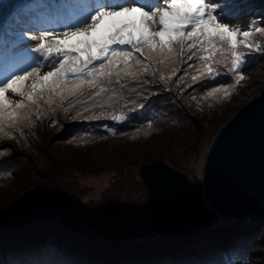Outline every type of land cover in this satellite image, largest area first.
Returning <instances> with one entry per match:
<instances>
[{"label": "rangeland", "instance_id": "rangeland-1", "mask_svg": "<svg viewBox=\"0 0 264 264\" xmlns=\"http://www.w3.org/2000/svg\"><path fill=\"white\" fill-rule=\"evenodd\" d=\"M238 3L240 9L232 20L233 24L247 29L254 21L257 26H264V0H238ZM26 7L24 5L22 11ZM253 40L256 44H264V34L254 33ZM176 59L177 63L171 66L175 72L168 82L170 91L165 90L168 84L163 89L164 93L173 95L174 118L163 126V131L155 135H133L93 145L74 144L66 136L75 123L62 116L61 123L54 121L49 126L44 123H40L41 126L30 124L31 137L36 134L40 136L37 148L43 151L42 154L26 147L27 141L16 142L19 146L11 144L12 150L6 147L10 154L17 147L27 144L14 157H8L12 159L14 171L4 161H0V170L12 179L0 184V239H3L0 243V264H9L10 258L22 253H33V242L37 241L49 243L48 248L36 251L33 258L38 260L50 258L43 254L49 249L55 250L54 244L57 243H61V250L71 248L79 254L87 249V253H101L107 258L117 254L129 256L140 249L146 251L161 247H168L179 254L185 253L184 249H187L205 258L211 252L217 253V256L225 251V255L239 253L235 252L233 244L219 250L232 235H236L234 241L244 236L251 238L241 243L248 245L246 250H250L249 245H253L247 258V264L250 263L262 226L257 225L259 228L254 232L244 228L252 225L210 231L178 243L159 239L152 230V214L138 171L144 165L165 162L187 174L193 182L202 184L205 161L215 136L244 104L262 94L264 54L253 52L248 57L249 62L243 69L245 81L234 84L227 98L224 94H218V98L197 95L192 87L187 86L190 80L184 78L182 72L177 74L183 68L180 57ZM47 70L50 69L42 71ZM224 74L229 76L228 72ZM157 103L160 108L157 120H166L171 113L168 99L162 97ZM45 154L55 157L46 162ZM60 154L66 157L62 163L63 171L57 174L63 191L56 187L52 190L53 196L39 202L40 196L37 193L31 195L33 188H27V184L33 179L34 171L46 174L45 170H49L46 163L52 167L51 161L61 157ZM30 160L33 163H29ZM61 193L67 197V202L60 201ZM36 198L39 203H30ZM72 214L77 217L76 221L70 217ZM16 223L15 228L6 230L9 224ZM32 227L35 232L27 237V231ZM252 236L256 239H252ZM11 247L21 250H7ZM22 248L25 252H22Z\"/></svg>", "mask_w": 264, "mask_h": 264}, {"label": "snow or ice", "instance_id": "snow-or-ice-1", "mask_svg": "<svg viewBox=\"0 0 264 264\" xmlns=\"http://www.w3.org/2000/svg\"><path fill=\"white\" fill-rule=\"evenodd\" d=\"M239 9L238 0H46L27 6L22 15L13 17L15 23L6 37H0V139H15L13 130L30 123L32 109H39L42 101L55 106L53 112L72 111V119L109 118L92 109L104 108L101 101L105 97L110 108L128 107L129 98L111 87L114 82L121 84L130 78L143 83L141 77L149 74L153 62L172 66L185 49L187 61L202 62L201 74L191 76L189 88L202 78L219 77L221 68H214L213 62L231 73L239 85L246 79L243 69L248 57L253 52L264 54V44L253 40L254 33L264 34V26L254 21L247 29L233 24ZM45 68L50 70L42 71ZM234 84H210L207 96L224 94L227 98ZM131 103L130 111L143 117L145 105L135 106V98ZM110 118L131 121L123 114ZM147 127L151 129L152 123ZM109 131L117 135L115 128ZM9 151L0 149V156ZM145 171L149 173L144 176L146 181L163 179L152 175L151 169ZM35 255L22 253L10 258L9 264H68L55 259L54 249L43 254L50 258L38 260ZM186 264L215 261L208 256Z\"/></svg>", "mask_w": 264, "mask_h": 264}, {"label": "water", "instance_id": "water-1", "mask_svg": "<svg viewBox=\"0 0 264 264\" xmlns=\"http://www.w3.org/2000/svg\"><path fill=\"white\" fill-rule=\"evenodd\" d=\"M146 169L163 179L146 181ZM138 175L157 237L187 240L229 223L262 226L250 264H264V89L215 136L202 184L165 162L144 165Z\"/></svg>", "mask_w": 264, "mask_h": 264}, {"label": "trees", "instance_id": "trees-1", "mask_svg": "<svg viewBox=\"0 0 264 264\" xmlns=\"http://www.w3.org/2000/svg\"><path fill=\"white\" fill-rule=\"evenodd\" d=\"M186 51L187 50L185 49V52H182L178 55L181 60V67L183 69L179 71L177 74H180L182 72V76L184 78L191 80L192 75L200 76L201 73L200 71H198V69L200 68L202 62L201 60L196 59V58H194L191 61H187ZM202 54L204 53H197V55H202ZM191 64H196L197 67H189ZM213 67L221 68L219 77L216 80H212V81L202 78L201 83L193 84L192 88L194 89L197 95L207 96V87L210 84L218 86L221 83H228L229 81H232L234 84L232 74L229 72H228L229 76L224 74L225 72H227V70L224 69L223 66H218L213 62ZM173 74H174L173 67L169 66L165 62H161V63L153 62L149 67V74L141 77V80L143 81V83H140L139 81H133L129 78L128 80L121 81V84H127V87L121 88V84H117L114 82L111 85V87L116 89L117 93H122L123 95L129 98L128 107L126 108L123 106V104H118L114 108H110L107 106L108 101H107V97H105L101 101V103L105 105L104 108L94 107L92 109L93 112L97 114L103 113L104 117H109V118H101L98 120L72 119L71 118L73 115L72 111H69L66 114L63 109H57L55 112H53L52 107H55V106L50 107L49 105H47L45 102L42 101L39 109H36V108L32 109L31 122L27 123V125L25 124L20 129L13 130L12 134L16 137L15 139H0V149L10 148L12 150L11 144H17V146H19L18 143H16L19 141H24V142L27 141L28 145L25 143L27 146L22 145L20 147H17L18 148L17 150L10 152V154L7 153L6 157L0 156V161H4L6 166H9L14 171L15 166L11 162L12 159H9V158L14 157L19 151H21V147L26 146L32 149V150L31 149L29 150L34 151L35 153H38L39 155L42 154L43 151H40L39 148H37V141H39L40 136L36 134L35 137L33 136L31 137V132L29 131V129L31 128L30 124L37 125L40 123H44L47 126H49L51 122H54V121H56V123H59V122L61 123L62 116H65L67 119L73 120V122L75 123L66 136L69 142H72L74 144L93 145V144H98V143L105 142V141L108 142V141L120 140V139L130 137L133 135H140V136L155 135L163 131L165 129L163 126L167 123H171L172 119L174 118L173 104H172L173 95L171 93L163 92V89L166 87L167 84L168 86L166 87L165 90L170 91L169 81L173 77ZM165 79H167L169 83L166 84ZM133 89L134 91H132ZM162 97H164L165 99H168L169 106L171 108V113H169V116L166 120L161 121V118L157 120L156 117H157L158 111L160 110L159 106L157 105L158 104L157 101L161 100ZM133 98H135L136 100L135 106L138 107L140 103H143L145 105V111H144L143 117L138 116L136 112L130 111V108L134 106L131 103V100ZM68 103H69L68 101L65 102L66 107L68 106ZM89 106L91 107V104H89ZM77 107H79V105H77ZM112 114H115L116 116H119L121 114L130 116L131 121L130 122H114L110 118ZM84 115L87 116L88 113H85ZM149 122L152 123L151 129L147 127V124ZM41 125L42 124L38 126H41ZM110 128H115L117 135L112 136L111 132L109 131ZM137 128H139L140 131H137ZM124 133H127V134H124ZM105 136L107 138H101ZM60 155L61 157H57L54 161H51L52 167H50L48 163H46V166L49 168V170H45L46 174H43L37 171L33 172L34 174L33 179H31V181L27 184V188L29 189L33 188L31 195L34 193H37V195L40 196V200L36 198L37 200L32 201L30 203L36 204L38 200L39 202H41L42 200H44L45 197L53 196L52 190L56 187H58L60 191H63L61 181L57 174H60L61 171H63L64 167H62V163L66 157L62 154ZM53 157L55 156H52L50 154L44 155L46 162L50 158H53ZM4 158H7L8 160L7 159L4 160ZM30 162L33 163L31 160L29 161V163ZM40 162L37 163L38 166ZM37 165H35V167ZM3 181H12V179L8 176V174L5 171L1 169L0 170V184ZM37 181H39L40 183ZM25 193L26 191L23 194ZM59 197H60L61 202H64V201L67 202V197L63 196L62 193ZM36 213H40V211H36ZM70 217L73 218L72 219L73 221H76L77 219V217L74 214L70 215ZM9 225L10 227L6 228V230L15 228L17 226V223L9 224ZM240 227L242 226H236L235 224L229 223L224 226L212 227L208 232L215 231V230L219 231L223 229L232 230V229H238ZM244 228L246 229L248 228V230L254 232V231H257L259 227L257 225H252L250 227H244ZM33 229L34 228L32 227L27 231V235H26L27 237L29 235H32L35 232ZM75 235L77 234L75 233ZM234 238H236V235L229 236L228 237L229 243L224 241L223 242L224 246L220 247L219 250H222L226 245H229L230 247L233 244L235 252H239V253H230V254L225 255V252H226L225 251L220 256H217V253L211 252L208 256L213 257L215 264H235V263H244L245 261H247V258L249 256V253L253 245H249L250 250H246L245 248L248 245H241V243L248 242L249 240H251V238L244 236V237L238 238L239 240L237 241H234ZM252 239L255 240L256 238L252 236ZM2 240L3 239H0V243H2ZM188 240H184V241H188ZM38 242L39 241L33 242V251H34L33 253L35 254L37 253L36 251H38L39 249L48 248L47 244H49L48 241H42L39 243ZM167 242H170V241H167ZM171 242L178 243L181 241H171ZM57 244H54L55 250L57 252V256H56L57 260H65L68 262V264H186V262H189V261L201 260L203 259V256H204V255L197 256L194 253L188 251L187 249H184L185 253L179 254L178 251L177 252L170 251L168 247H161L160 249L146 250V251L140 249L139 251L137 252L135 251L133 254L129 256L127 255L120 256L117 254L113 258H107L105 256H101V253H98L97 255H93L92 251H89L87 253V249H85V251L82 250L79 254L75 253L73 250H71V248L61 250L60 249L61 243H59V245ZM94 249L97 250L96 248ZM7 250L19 251L21 249H14V247H11L10 249H7ZM22 252H25L23 251V248H22ZM6 261L8 262V260Z\"/></svg>", "mask_w": 264, "mask_h": 264}, {"label": "bare ground", "instance_id": "bare-ground-1", "mask_svg": "<svg viewBox=\"0 0 264 264\" xmlns=\"http://www.w3.org/2000/svg\"><path fill=\"white\" fill-rule=\"evenodd\" d=\"M262 15L264 16V11L262 12ZM246 104H244V106H245ZM244 106H242V107H244ZM172 241H175V240H172Z\"/></svg>", "mask_w": 264, "mask_h": 264}]
</instances>
